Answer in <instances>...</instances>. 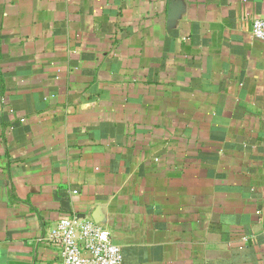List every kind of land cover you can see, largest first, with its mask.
I'll return each instance as SVG.
<instances>
[{"label": "crops", "instance_id": "crops-1", "mask_svg": "<svg viewBox=\"0 0 264 264\" xmlns=\"http://www.w3.org/2000/svg\"><path fill=\"white\" fill-rule=\"evenodd\" d=\"M264 0H0V264H63L77 217L124 264H264Z\"/></svg>", "mask_w": 264, "mask_h": 264}, {"label": "built area", "instance_id": "built-area-1", "mask_svg": "<svg viewBox=\"0 0 264 264\" xmlns=\"http://www.w3.org/2000/svg\"><path fill=\"white\" fill-rule=\"evenodd\" d=\"M251 35L264 41V17L254 18ZM47 237L60 248L63 264H124L122 247L111 231L91 220L62 219Z\"/></svg>", "mask_w": 264, "mask_h": 264}]
</instances>
